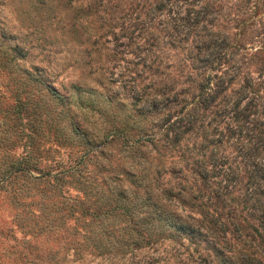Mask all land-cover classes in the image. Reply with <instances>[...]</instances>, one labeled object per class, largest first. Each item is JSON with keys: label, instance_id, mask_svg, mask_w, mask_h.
Returning a JSON list of instances; mask_svg holds the SVG:
<instances>
[{"label": "rangeland", "instance_id": "374dc122", "mask_svg": "<svg viewBox=\"0 0 264 264\" xmlns=\"http://www.w3.org/2000/svg\"><path fill=\"white\" fill-rule=\"evenodd\" d=\"M220 49L233 59H196ZM198 64L239 66L224 98L244 76L264 87V0H0V264H117L95 243L126 220L91 215L101 194L143 199L186 183L169 207L198 214L200 177L180 166L244 160L231 112L184 109L180 90L194 89L188 100L197 91ZM207 247L167 238L133 256L220 264Z\"/></svg>", "mask_w": 264, "mask_h": 264}, {"label": "trees", "instance_id": "16d2710c", "mask_svg": "<svg viewBox=\"0 0 264 264\" xmlns=\"http://www.w3.org/2000/svg\"><path fill=\"white\" fill-rule=\"evenodd\" d=\"M147 25H142L144 30ZM195 40L205 42L201 38ZM206 43L208 46V42ZM212 43L220 45L216 48L221 49L226 45L215 41ZM221 49L207 54L203 52L202 58L197 55L196 59L203 63L233 59L231 52H225L226 49L221 52ZM198 54H201V50ZM198 65L200 80L196 82L197 91L192 98L188 100L185 94L190 95L194 89L180 90L185 92L181 99L185 101L184 109L198 112V107L203 109L217 103L224 107L225 113L231 112L230 117L235 127L226 126L228 136L231 141H235L240 157L244 158L243 161L240 160L243 163L239 164L237 160L229 163L220 160L221 162H213L208 167L204 160L196 159L180 166L178 171L191 168L200 177V182L193 184L202 196L198 203L201 207L198 214L191 211L184 213L169 207L171 204L166 196L173 192L179 195L182 190L192 187L186 183L179 185L178 189L173 185H163L160 189L156 185V188L152 186L150 190H146L143 199H122L120 195L114 196L112 201L108 195H99V200L95 203L98 211L91 212V215L101 221L109 216L122 222L126 220L116 230H99V236H104L105 241L99 237L95 243L98 253L111 261L114 256H119L117 264H141L133 256L136 249L153 247L167 238L179 240L182 237L199 246L204 242L219 257L220 264H264V114L260 110L264 107V87L244 76L237 88H231L233 96L228 94L224 98L229 83L237 79L239 66L233 67L237 70L225 68L218 73L211 70L213 67H207V64ZM212 78L215 79L213 83ZM50 89L56 93L55 89ZM191 115L193 119L189 116L188 122L190 121V128H193L196 127L197 119L194 113ZM219 133L223 134L221 131ZM16 168L24 169L25 166ZM63 170L57 168L53 172V178ZM48 173H52L51 170ZM243 176L244 181L241 182ZM238 183L240 189H243L240 196L233 194L238 189ZM197 195L199 193L192 197L197 198ZM111 233L114 240L110 239Z\"/></svg>", "mask_w": 264, "mask_h": 264}]
</instances>
